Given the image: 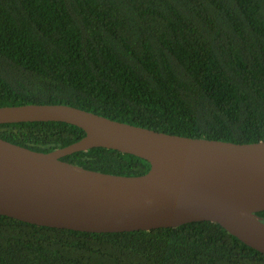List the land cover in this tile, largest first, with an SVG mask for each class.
I'll use <instances>...</instances> for the list:
<instances>
[{
  "label": "trees",
  "instance_id": "obj_1",
  "mask_svg": "<svg viewBox=\"0 0 264 264\" xmlns=\"http://www.w3.org/2000/svg\"><path fill=\"white\" fill-rule=\"evenodd\" d=\"M29 103L264 141V0H0V106ZM84 134L60 121L0 123L1 139L39 152ZM61 159L118 175L150 167L103 147ZM0 264H264V254L206 220L85 232L0 214Z\"/></svg>",
  "mask_w": 264,
  "mask_h": 264
},
{
  "label": "water",
  "instance_id": "obj_2",
  "mask_svg": "<svg viewBox=\"0 0 264 264\" xmlns=\"http://www.w3.org/2000/svg\"><path fill=\"white\" fill-rule=\"evenodd\" d=\"M60 121L79 140L39 152L0 138V214L40 226L124 232L211 221L264 254V141L235 143L155 131L65 104L0 106V123ZM94 147L146 160L140 175L103 173L61 157Z\"/></svg>",
  "mask_w": 264,
  "mask_h": 264
}]
</instances>
